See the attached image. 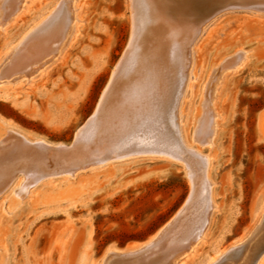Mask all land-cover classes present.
<instances>
[{
	"label": "rangeland",
	"instance_id": "1",
	"mask_svg": "<svg viewBox=\"0 0 264 264\" xmlns=\"http://www.w3.org/2000/svg\"><path fill=\"white\" fill-rule=\"evenodd\" d=\"M130 2L74 1L80 22L62 56L32 78L0 83V144L19 139L18 131L73 144L128 47L133 32ZM55 3L32 0L22 17L0 27V63ZM249 4L223 10L195 44L196 74L181 127L188 149L197 147L195 123L212 68L239 49L247 51L249 60L226 74L215 102L222 116L219 133L212 145L201 148L210 160L216 204L207 234L174 264H255L264 252L262 246L252 251L251 263L244 260L264 234V11ZM62 169L33 184L25 178L27 188L21 194L17 183L23 172L9 175L3 184L0 264H102L109 250L149 241L192 191L186 167L167 158L131 157L77 169L73 176Z\"/></svg>",
	"mask_w": 264,
	"mask_h": 264
},
{
	"label": "bare ground",
	"instance_id": "2",
	"mask_svg": "<svg viewBox=\"0 0 264 264\" xmlns=\"http://www.w3.org/2000/svg\"><path fill=\"white\" fill-rule=\"evenodd\" d=\"M31 1L0 0V27L22 17ZM74 1L57 0L55 7L7 52L0 63V78L4 73L0 83L5 79L16 82L32 78L62 56L80 22ZM130 1L133 32L128 47L114 68L95 112L79 128L73 144H56L18 131L19 139L0 144V189L9 175L17 177L20 172L24 177L17 179L19 194L27 188L25 178L29 179L28 184H33L46 175L59 173L61 168L69 172L66 176H73L77 169L131 157L178 161L186 167L192 181V191L184 205L149 241L125 250H109L102 263L110 264L118 258V264H174L178 256L194 251L207 234L216 204L210 160L202 155L201 148L212 145L219 133L222 116L215 102L226 74L244 68L249 60L247 51L239 49L212 68L203 87L195 123L193 135L197 147L189 150L183 144L181 127L185 99L196 74L195 44L223 10L250 3L261 13L264 0ZM25 42L29 46L21 49ZM22 156L24 161L18 164V157ZM103 162L106 163L99 164ZM262 246L264 234L244 260L249 258L251 263L252 251ZM255 264H264V252Z\"/></svg>",
	"mask_w": 264,
	"mask_h": 264
}]
</instances>
